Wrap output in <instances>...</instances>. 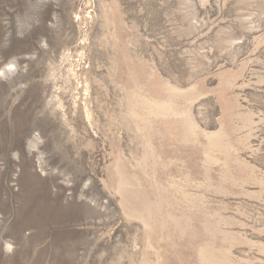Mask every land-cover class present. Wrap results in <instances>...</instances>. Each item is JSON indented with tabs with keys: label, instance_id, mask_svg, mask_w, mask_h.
<instances>
[{
	"label": "rangeland",
	"instance_id": "rangeland-1",
	"mask_svg": "<svg viewBox=\"0 0 264 264\" xmlns=\"http://www.w3.org/2000/svg\"><path fill=\"white\" fill-rule=\"evenodd\" d=\"M0 217V264H264V0H0Z\"/></svg>",
	"mask_w": 264,
	"mask_h": 264
},
{
	"label": "bare ground",
	"instance_id": "bare-ground-1",
	"mask_svg": "<svg viewBox=\"0 0 264 264\" xmlns=\"http://www.w3.org/2000/svg\"><path fill=\"white\" fill-rule=\"evenodd\" d=\"M23 211H25V209L23 210V207L19 208V210L16 212V221H17L15 224L16 226L12 228L13 230L9 231V233L4 235V244L6 246V252H8V250L10 249H14L15 241H18L20 239L24 240V237L22 236V232L24 229L29 227H34V229L35 228L37 229L38 234L28 238L34 241L43 238V236L45 235L44 231L47 230L44 229L47 228V226H49L50 224H59L62 221V219L60 218V214H62L63 210L57 204L56 205L51 204L48 206H44V205L38 206L35 211H31V214L28 213L29 215L26 214L27 216L24 217H23ZM55 242L57 243L59 250H63L65 248L64 245L60 244V242L58 241ZM75 246L76 245L71 246V251L75 249ZM64 261L66 260L56 258L54 264H64ZM35 264H43V262L39 260L36 261Z\"/></svg>",
	"mask_w": 264,
	"mask_h": 264
}]
</instances>
